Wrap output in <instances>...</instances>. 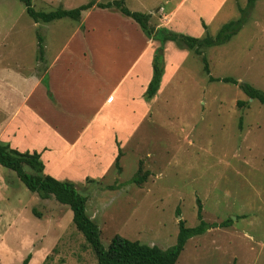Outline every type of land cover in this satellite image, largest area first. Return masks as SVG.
I'll use <instances>...</instances> for the list:
<instances>
[{
	"label": "rangeland",
	"instance_id": "obj_1",
	"mask_svg": "<svg viewBox=\"0 0 264 264\" xmlns=\"http://www.w3.org/2000/svg\"><path fill=\"white\" fill-rule=\"evenodd\" d=\"M89 1L33 5L52 11ZM240 3L231 0L225 12L230 13L210 21L211 35L241 16L238 7H247L248 0ZM126 5L151 9L139 0ZM83 15L80 21L35 22L21 0H0V140L16 148L22 143L21 151H39L45 144L41 154L54 146L44 153L48 171L74 181L87 196L86 211L105 247L119 234L167 249L177 241L180 218L188 227L200 223L201 204L205 221H233L190 238L176 264H264V105L240 85L264 91V0L256 1L228 43L203 49L212 76L239 84L210 82L202 56L171 43L160 90L150 101L144 90L152 75L151 50L132 66L138 48L128 49L125 41L130 29L143 33L140 26L116 9ZM83 26L89 32L76 34ZM65 48L62 85L69 84L65 94L73 100L56 115L44 78ZM128 70L138 76L127 78ZM239 100L245 104L238 106ZM61 133L78 144L68 147ZM137 174L145 175L142 183L131 182ZM29 254V264H99L70 207L30 190L16 171L0 164V261L23 264Z\"/></svg>",
	"mask_w": 264,
	"mask_h": 264
},
{
	"label": "trees",
	"instance_id": "obj_2",
	"mask_svg": "<svg viewBox=\"0 0 264 264\" xmlns=\"http://www.w3.org/2000/svg\"><path fill=\"white\" fill-rule=\"evenodd\" d=\"M21 1L25 4L28 15L35 22L50 23L66 17L80 21L84 12L94 7L116 9L124 16L133 19L149 39L158 40L161 43L154 54L153 76L145 93L146 99L150 101L158 94L161 87L165 72V44L168 41H173L179 48L193 50L197 55H201L204 64L203 68L209 76L210 82L222 81L225 83L239 84V81L233 77L219 78L212 76L210 63L203 49L228 43L242 29L257 0H248L247 7L240 9L241 16L225 23L216 35H211L206 30V34L202 37L175 32L165 27H156L151 23L153 16L151 13L129 9L126 5V0H112L109 2L90 0L88 3L73 9H57L52 11L37 10L33 5V0ZM204 27L207 29L205 23ZM43 41V37L39 36L40 56H43L45 51ZM45 83H47V80H45ZM240 85L250 99L258 100L264 105L263 90L247 82L241 83ZM244 104V101H238V106H243ZM121 157L122 149L119 146L118 155L115 159V166L118 168L120 167ZM0 164L16 171L19 178L30 190L46 198L53 196L58 202L70 207L73 211V221L76 227L84 234L86 241L95 250L99 264H176L190 238L203 235L211 228L229 226L233 221L231 218L221 224L205 221L200 204L198 212L200 223L195 227H188L183 220H180V231L177 241L167 249H163L157 245L151 246L140 241L131 240L119 234L113 237L108 247H105L100 239V228L98 224L86 211L88 203L87 196L77 189L74 181L59 180L46 174L45 163L42 159L41 152L37 150L21 151L18 148L12 147L9 142L0 140ZM144 180L145 175L141 176L137 174L131 182L142 183ZM111 188L114 189L115 187L111 186ZM31 258L32 256L29 254L24 259L23 264H29ZM0 264L3 263L0 261Z\"/></svg>",
	"mask_w": 264,
	"mask_h": 264
},
{
	"label": "crops",
	"instance_id": "obj_3",
	"mask_svg": "<svg viewBox=\"0 0 264 264\" xmlns=\"http://www.w3.org/2000/svg\"><path fill=\"white\" fill-rule=\"evenodd\" d=\"M163 1H164V4H161ZM230 1L231 0H139V2H141V3H147L149 5V7L151 8L150 10H147V13H151L153 15L152 19H151L152 25H154L156 27H165V28H168V29L173 30V31L191 33L193 35H196L197 37H200L201 34H203V33L206 34V30L209 31L210 21L219 18L223 12L225 13L227 8H229L228 5H229ZM233 1H235V0H233ZM237 1H238V3H240V0H237ZM96 2H102V0H96ZM240 5H241V3H240ZM241 8H244V7L243 6L238 7L239 10ZM94 9L114 10V9H102L99 7H94L93 10ZM230 10L233 12L234 8L232 7ZM229 13H225V14L228 15ZM204 23L207 25V29L204 27ZM81 28L82 29H80V30L77 29L76 34H79L82 31L84 33L89 32V29H85L84 26ZM190 28H192V30ZM136 30L138 31V35H137V32L135 30L130 29L131 34L126 36L127 40H125L126 46L128 49H131L134 47L138 48V52H136L134 55V60H133L132 66H138L143 61V59H145L148 50H151V54H150L151 55L150 56V67H151V63H152V67H151L152 75L150 78V81H151L152 76H153L154 54H155L156 49L161 45V43L159 44V42L157 40L149 39L145 35L144 32L141 33L138 29H136ZM126 31H127V29H126ZM139 36L141 38L142 43H140V41H139ZM171 43H174V42L168 41L165 44V61H166V57H167V51H168ZM72 44H73V42L70 43V46ZM174 45L176 48H178L180 50H186V48H179L176 45V43H174ZM148 46H150L151 48L153 47V49H151V48L149 49ZM65 49H64L65 51L61 50L59 52V54H57L56 57L53 59L52 63L50 64V67L48 69V76H46L44 78V82H45V80H47V83H48V86L47 87L45 86L47 88V95H49V97H51V101H52V103H51V101L48 100V104H49L50 110L52 112H54L56 115L61 114L62 113V112H60L61 110H65L64 106H65L66 100L68 102H71L73 100L72 96H68L65 94V93L69 92L68 90H71L69 87V84L66 83L65 86L62 85V83H64L63 82L64 77L62 76V70H64V68L62 66H60V64L62 62L64 54L66 53V51L69 48H65ZM92 60H93V56H92ZM100 60H102V55L98 54L97 55V63ZM90 61H91V59H90ZM125 75H127V78H129L131 75L138 76V73H134L131 70H128ZM164 75H165V72H164ZM164 75H163V78H164ZM163 78H162V81H163ZM42 83L43 82L41 80H39V82H38V85H40L39 87H41ZM147 88H148V86H147ZM146 90H144V93H146ZM50 93H51V95H50ZM139 98H141V94L139 95ZM146 112H147V108H146ZM50 125L52 126V128L58 129L53 124H50ZM136 127H137V125L134 126V129L132 128V131L136 130ZM115 134H118V132L116 131ZM118 136H119V134H118ZM115 137H116L115 135L112 136L113 151H114ZM60 138H61V141H66V142L70 143L68 145V147L69 146L74 147L78 144V139L70 142V139L67 138L66 134L61 133ZM11 144L14 147L16 143L13 142ZM19 146H20V147H18V148H20L19 150H23L22 148H24V147L22 146V143L19 144ZM44 146H46V145L44 144L39 149V152L41 151V149ZM14 148H16V147H14ZM32 151H34V150H32ZM47 151L48 152L54 151V146L48 145V148L44 152H42V159L45 163V173L49 174V175L52 174L51 176H53L57 179L62 178L63 175H60L58 172L52 171V173L50 174V172L48 171V169H47L48 164L46 163V161L44 159V153ZM117 155H118V153H117ZM117 155H116V157H117ZM112 157H114V156H112Z\"/></svg>",
	"mask_w": 264,
	"mask_h": 264
},
{
	"label": "water",
	"instance_id": "obj_4",
	"mask_svg": "<svg viewBox=\"0 0 264 264\" xmlns=\"http://www.w3.org/2000/svg\"><path fill=\"white\" fill-rule=\"evenodd\" d=\"M240 84H241V82H240ZM252 100V99H251ZM180 220H181V218H180Z\"/></svg>",
	"mask_w": 264,
	"mask_h": 264
}]
</instances>
